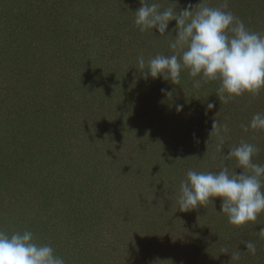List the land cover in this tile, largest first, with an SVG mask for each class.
I'll use <instances>...</instances> for the list:
<instances>
[{"label":"rangeland","instance_id":"1","mask_svg":"<svg viewBox=\"0 0 264 264\" xmlns=\"http://www.w3.org/2000/svg\"><path fill=\"white\" fill-rule=\"evenodd\" d=\"M158 2L180 11L200 0ZM202 2L236 17L248 8L245 27L264 35V0ZM139 6V0H0V137L17 136L25 148L19 155L16 147L0 167V229H25L52 216L41 240L61 237L53 245L67 246L65 264H181L196 250L207 260L223 254L222 264H264V212L244 225L245 238L228 220L224 225L234 231L220 236L210 232L213 219L203 211L220 198L187 212L177 203L187 169L218 172L226 164L239 174L235 160L223 155L241 140L259 149L253 162L264 165V130L244 131L264 113V89L224 103L219 80L194 88L187 70L179 85L145 77L138 57L174 50L171 33H142L134 25ZM208 103L215 104L210 111ZM215 120L229 127L222 153L210 135ZM153 148L158 157L163 152L162 162L147 156ZM44 152L47 158H38ZM12 162L14 168L5 167ZM178 163L186 168L174 175ZM63 189L61 200L56 195ZM249 240L255 255L243 246ZM232 248L239 261L230 260Z\"/></svg>","mask_w":264,"mask_h":264},{"label":"clouds","instance_id":"2","mask_svg":"<svg viewBox=\"0 0 264 264\" xmlns=\"http://www.w3.org/2000/svg\"><path fill=\"white\" fill-rule=\"evenodd\" d=\"M139 4L133 12L134 25L142 33H153L154 29L159 36L171 33L169 48L174 50L170 56L158 54L147 61L138 57V67L145 77L179 85L182 71L187 70L194 88H200L201 81L219 80L217 96L224 103L246 93L256 96L264 89V35L249 31L231 11L210 7L202 0L180 11L177 7L162 8L158 0H139ZM223 7L226 9L227 3ZM172 21L175 26L169 29ZM162 91L171 97V92ZM214 107V103L207 105L209 111ZM175 110L182 111L183 105H176ZM249 129L264 130V113L252 117L244 126V131ZM228 132L227 124L214 121L210 135L217 137V150L221 153ZM258 152L255 145L241 140L227 155L222 154L225 160H235L242 169L239 174L230 172L226 164L218 172L188 170L180 184L178 210L187 212L213 203V198L218 197L219 213L226 215L229 224L241 227L256 222L264 212V165L253 162ZM244 244L249 254H256L253 241ZM239 259L240 251L236 249L230 260ZM0 264H65V261L54 254L52 246L36 242L31 231L9 235L0 230Z\"/></svg>","mask_w":264,"mask_h":264},{"label":"trees","instance_id":"3","mask_svg":"<svg viewBox=\"0 0 264 264\" xmlns=\"http://www.w3.org/2000/svg\"><path fill=\"white\" fill-rule=\"evenodd\" d=\"M180 1H183V0H180ZM185 1V0H184ZM248 11H249V9L248 8H243L242 9V12H240L239 13V19L243 22V23H245L246 22V20L249 18V17H251L250 15H249V13H248ZM251 13H255V10H253V12L251 11ZM253 22H255V24L254 25H257L258 23H256V22H258V20H255V19H253ZM247 24V23H246ZM51 37H53V35L51 36ZM122 88H124V87H122ZM126 90H124V94L126 93L125 92ZM152 117V116H151ZM156 119V118H155ZM11 129H13V128H11ZM12 131H15V130H12ZM16 132V131H15ZM14 133V132H13ZM9 136H6V135H3V136H1L0 137V150H1V152L0 153H2L3 152V149H5L6 150V153L4 154L5 155V157L3 158V157H0V167H2L3 165V162H5L6 163V159H8V160H10L11 159V157H12V155H14V153H15V151L17 152L18 151V149H19V152H18V154L19 155H21V154H24V152H25V148H24V144H22V142H21V140H20V142H17L18 141V137L17 136H11V137H9ZM5 138V139H4ZM39 140H41V139H39ZM31 144H32V142H31ZM13 147V148H11V151H10V147ZM33 146V148H34V145H32ZM18 149H17V148ZM31 147V146H30ZM157 148H158V146H157ZM33 150V149H32ZM157 149H155V148H153L152 149V153L151 152H147V156L150 158L152 155H154L155 157H153L154 159H159V161L160 162H162L164 159H163V152H159L160 154H161V156H162V158H161V156L159 155V157L157 156ZM34 153V152H33ZM158 153V154H159ZM3 154V153H2ZM39 156H38V158L39 157H41V155L43 156L42 158H44V159H46L47 158V154H45V152H44V154H38ZM11 156V157H10ZM157 156V157H156ZM16 159L15 160H20V158L18 157V156H14ZM165 158V157H164ZM167 158V157H166ZM4 159V160H3ZM57 159H58V156H57ZM166 160V159H165ZM187 160L189 161V163H190V160H191V158L190 159H188L187 158ZM11 161V160H10ZM198 161V160H197ZM181 163V162H180ZM180 163H178V165H177V167L176 166H174V167H176V168H171L170 169V171L174 174V175H176V170H177V168H179V166L181 167H183V166H185V165H180ZM12 164L13 165H9V164H7V165H5V167H9V168H14L15 166H14V163L12 162ZM206 164H208V163H206ZM206 164H205V166H206ZM185 168H186V166H185ZM15 170V169H14ZM189 169H187L186 170V172L188 171ZM198 171H200V170H198ZM185 177H183V179H184ZM183 179H182V181H183ZM57 189V188H56ZM67 190L66 189H63V190H60V191H58L57 192V195H56V197H59L61 200L62 199H64L65 197H66V194H67ZM49 196V195H48ZM48 196H46L47 197V199L49 200L50 198L48 197ZM219 202H220V200H219ZM56 211L58 210V208H59V205H56ZM220 208H221V203H218V204H215L214 205V207H212V208H208V209H204L203 211H204V214H206V215H209V214H211V217H209V218H212L213 220H212V224H211V226H210V228H211V231L210 232H213V233H216L217 235H220V236H223V234H225V233H228V232H233L234 231V229L233 228H228V227H226L225 225H224V223L228 220L227 219V217H226V215H224L223 213H219L220 212ZM208 213V214H207ZM212 213H213V216H212ZM217 217H216V216ZM51 217L52 216H46V221H45V219H43V221L41 220L40 221V223H38V221H37V223L33 226V224L35 223L34 222V220H32V221H30V225L29 226H27L25 229H23L24 227H18V226H15L14 227V225L10 228V229H8V231H5V229L3 228H1L0 230H3L4 232H6L7 234H12L13 232H17L19 229V231L20 232H22V231H25V230H28V229H30V231L31 232H33V234H34V239L36 240V242H38V243H41V244H48V245H50V244H52L53 245V243H60V241H61V237H57V239L56 240H52V242H46V240H41V238L44 236V233H43V230L45 229V228H47L48 227V223H53L52 221H50L51 220ZM45 221V222H44ZM45 223V225H43V224H41V223ZM207 222H208V224H210V220H207ZM83 223V222H82ZM85 224V222L82 224V225H84ZM90 225L92 224V226H93V223H89ZM71 225H73V224H71ZM40 226V227H39ZM84 226H88V223H87V225L85 224ZM83 226V227H84ZM73 228H75V227H73ZM81 229V227H79V229H76L75 230V232H74V234L76 233H78L79 232V230ZM83 229H85V228H83ZM246 229H247V227H245V226H241V227H238V229L236 228L235 229V231H236V233H238L237 235L238 236H240L241 238H245V232H246ZM78 230V231H77ZM72 234H73V232H72ZM39 237V238H38ZM51 245V246H52ZM72 245L74 246V251H73V253L75 254L76 253V256H77V252H78V249H77V242H73L72 243ZM59 246H60V244H59ZM243 246H244V248L246 249V247H245V244H243ZM67 247V246H66ZM66 247H64V245L63 246H60V247H58V248H56L54 245L52 246V248L54 249V254L55 255H57V256H63L64 258H65V262L67 261L68 262V260H66V255H65V251H66ZM233 249V248H232ZM231 250V249H230ZM232 251H236L235 249H233ZM189 252V254H192V256H193V260H192V257H187L186 259H185V261L182 259V261H181V264H186V262H187V259L189 260V264H194V261L195 262H197V260H199L198 261V264H202V263H205L206 262V264H213V262H215V263H217V264H222V263H224L226 260H222V255L223 254H221V255H218V254H215V253H213V255H210V257L208 258V260H207V255L208 254H206V256H199L200 255V253H198V251L196 250V251H194V252H191V251H188ZM185 258V257H184ZM190 258V259H189ZM207 260V261H206ZM74 264H77V263H74Z\"/></svg>","mask_w":264,"mask_h":264}]
</instances>
